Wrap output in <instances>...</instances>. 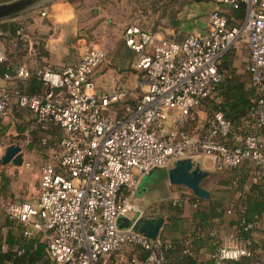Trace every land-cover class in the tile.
<instances>
[{"label": "built area", "instance_id": "2783aa9c", "mask_svg": "<svg viewBox=\"0 0 264 264\" xmlns=\"http://www.w3.org/2000/svg\"><path fill=\"white\" fill-rule=\"evenodd\" d=\"M217 9L209 16L205 33H191L183 41L159 39L138 27L125 31V44L137 57L136 104L121 116L113 115L115 103L134 90L120 79L101 91L95 80L102 66L112 64L98 47L82 52L77 64L55 71L47 65L32 71L25 66L0 78V117L13 108L35 116L30 128H60L58 139H42L47 156L41 169L39 197L35 203L12 202L0 195L5 216L20 223L28 237L40 234L47 254L55 264H98L105 255L138 245L149 252L140 264L168 263L164 242L151 240L133 229H119V217L140 211L135 203L142 180L157 169H168L183 159H208L218 170H233L248 162L255 179L264 177V140L245 132L233 137L234 124L221 111L196 133L188 130L196 120L195 110L216 94L222 81V57L248 46L251 82L264 86V0H214ZM244 7L245 17L231 26L223 8ZM42 15L46 16L45 10ZM30 50V38L17 32ZM5 60V49H0ZM36 75L43 93L22 92L19 84ZM249 119L264 127V99ZM30 144V140L26 145ZM6 166V165H5ZM5 166H0L2 172ZM234 212L228 210L227 216ZM261 222L245 224V230ZM215 236V233H212ZM252 254V241L236 234L219 240L212 256L217 264ZM136 260H132V264Z\"/></svg>", "mask_w": 264, "mask_h": 264}, {"label": "trees", "instance_id": "16d2710c", "mask_svg": "<svg viewBox=\"0 0 264 264\" xmlns=\"http://www.w3.org/2000/svg\"><path fill=\"white\" fill-rule=\"evenodd\" d=\"M148 1L143 0L142 2L147 3ZM179 1H181V11L185 6L201 3L205 0H156L153 2L154 4H151L152 8L157 6L153 13L159 14V20L166 18L173 20L174 15L171 12V8L174 3ZM232 11L229 14L225 13V15L230 25L234 26L236 23L233 20H243L246 11L244 7ZM23 27L15 22V18L0 22V42L6 43V58L5 60L0 59V76H3L7 72L13 73L23 66L21 60L28 54V49L22 46L24 40L17 34ZM39 47L40 55L47 56L44 43H41ZM234 54L227 53L222 57L219 65L222 81L219 83L215 94L220 100L217 103L211 102L207 106V111H205L208 112L207 115L210 118L216 112L221 111L224 113L225 118L234 124L230 140L234 136L245 132L259 135L262 138L259 131H264V127L258 128L249 119V114L256 107L257 102L260 99H264V86L253 85L250 74L242 75L237 72V68L234 66ZM30 69L34 71L35 67ZM22 84H27L25 91ZM19 88L22 92L28 94L43 93L46 90L36 73L26 82L21 83ZM133 94H137V97L134 98ZM133 94L126 100L115 103L111 108V113L121 116L124 114L126 106L136 104L140 92L137 90ZM209 101H212L210 97L205 99L202 104ZM16 111H20V114L25 112L29 114L27 124L24 128L21 127L20 131L24 132V130H27V133L33 135L28 148L31 149L36 144L39 147L38 150H41L46 159L47 156L43 152L42 139L48 138L49 144L55 143L59 137L60 128L55 125H49V128L46 130L40 127L31 129V123L36 120L32 112L26 109ZM249 126L250 128H248ZM0 131L2 133L6 131V127L3 126V117H0ZM0 166H3L2 159H0ZM253 171V167L248 162H245L238 169L219 170L220 175H216L218 179L217 184L224 186L225 189L217 192L220 195L212 191L213 194H211L208 200L197 198L191 191L187 193V200H190L195 206L192 209L191 216L192 231L181 239L167 240L162 236L159 238L164 242L163 251L168 263L217 264L212 256L218 249L220 238L223 237V234L217 229V223L224 219L228 210H232L234 214L230 216L229 227L231 228V232L228 234H236L250 239L252 241V254L239 260L225 261L222 264H264V228L262 226L264 216V177L255 179ZM0 181V195L9 196L11 179L2 172L0 174ZM167 209V222L178 224L183 214L182 206L179 203H170ZM149 217H156V215L153 213ZM255 222H261V226L254 230H245L246 223ZM212 233H215V236ZM256 235H259L260 238H256ZM204 244L208 245L212 250L211 258L209 259H202L198 254L199 248ZM130 246L134 247L135 252L139 254V257L132 258L136 260V264H140V262L147 258L149 254L147 250L138 245L130 244ZM0 264L55 263L50 260L47 254L46 240L42 235L37 234L28 237L24 234V228L20 223L4 217L0 221Z\"/></svg>", "mask_w": 264, "mask_h": 264}, {"label": "crops", "instance_id": "0c3cea01", "mask_svg": "<svg viewBox=\"0 0 264 264\" xmlns=\"http://www.w3.org/2000/svg\"><path fill=\"white\" fill-rule=\"evenodd\" d=\"M4 2V1H1ZM58 2L55 0L49 6L45 8L38 9L28 15L25 16V23H27V27L29 29H33L37 38H32L28 32L27 35L30 38V50L29 54L34 55L37 63L41 65H47L51 69L55 71L62 70L65 66H70L69 64V55L71 54V43L73 39L77 40H85L86 44H88V37L86 34L88 25L92 22L93 19L101 17V21L106 20V16H103L107 11L110 13L109 9H107L105 5V1L103 0H78L77 2L71 0H59V2L67 3L69 6L73 8L75 13L74 22L68 25L58 26L54 23L52 18V6L54 3ZM91 3V4H89ZM93 7V8H90ZM217 9V6L214 0H205L201 3H194L186 6L182 12L180 13L179 20L175 22L173 28L168 30L166 28L163 31H154L155 36L159 39H163L161 35H165L169 33L170 40L174 41H183L189 34L191 33H205L208 30L209 26V16L210 14ZM45 10L47 15L43 16L42 11ZM223 11L227 14L232 11L229 8H223ZM233 12V11H232ZM24 17V16H23ZM159 18V14H158ZM111 21V20H109ZM161 21V20H160ZM236 24L239 20H233ZM111 25H107L105 28L109 29ZM121 26V25H120ZM136 27L134 24H129L125 27V29L129 27ZM88 27V28H85ZM160 27V26H159ZM57 32L55 33L54 31ZM61 34L64 35V39L59 45L58 51L53 52L49 47V40L51 38H58ZM34 39V42H32ZM167 39V38H164ZM37 41V42H36ZM44 43L47 56L40 55V45L41 42ZM118 47L111 50V53H108L112 64L110 66H102L95 75V80L98 84V87L101 91H108L111 88L112 80L114 78L120 79L122 83L131 89H134L137 83L138 72L137 73H124V71L133 66V58L135 53L126 46L125 42L119 40ZM42 43V44H43ZM92 44V43H90ZM86 46V45H85ZM84 46V47H85ZM99 48V47H98ZM1 49V48H0ZM1 51V50H0ZM77 64V63H75ZM73 64V65H75ZM248 64V59H247ZM124 70V71H123ZM248 72V65H247ZM249 74V73H248ZM133 77V78H132ZM1 78V76H0ZM134 88L129 86L130 81L133 80ZM20 85V84H19ZM23 89L27 88V84H22ZM136 90V89H135ZM133 97L136 98L137 94H133ZM206 112V111H205ZM115 115V113H113ZM196 120L189 124L188 130L192 133H196L201 130L205 123L203 120L201 121L198 116H195ZM246 126H248L246 124ZM250 128V126L248 127ZM247 128V129H248ZM262 139L264 140V131H259ZM229 143L232 145L233 140L231 139ZM200 163L201 169L205 172H209V176L203 180L202 186L210 191L213 194L212 190L208 188L205 184V181H210L216 177L217 174L220 175L218 169H216L211 161L208 159H194ZM14 166V165H13ZM18 167V166H14ZM168 169H157L151 173L148 177L144 178L139 186V189L136 192L135 203L137 207L140 209L143 206L146 207V216L148 212L151 211H159L161 215H156V217H163L165 219V226L162 230L161 236L165 237L167 240L171 239H181L184 235L188 234L192 231L191 225V216L192 209L195 207L190 200H187V193L190 191L185 186H176L172 185L169 181ZM157 171H160L161 177L159 178V182H155L151 178ZM222 176V175H221ZM217 179V177H216ZM218 180V179H217ZM1 185V181H0ZM218 187L225 189L224 186L219 185ZM227 188V187H226ZM2 196V195H1ZM7 200L11 201L10 195L3 196ZM168 201V202H167ZM179 203L183 208V214L181 216V220L178 224H171L167 222V207L168 204ZM6 217L4 212L2 211L0 205V221ZM230 217L225 216L222 221L217 223V229L223 234V236L228 235L231 232V228L229 227ZM262 226L264 228V216L262 220ZM256 238H260L259 235H256ZM198 254L202 259L211 258L212 250L208 245H202ZM139 257L138 252H135L134 247L130 245H126L120 252L105 255L100 259L99 264H132V258Z\"/></svg>", "mask_w": 264, "mask_h": 264}, {"label": "rangeland", "instance_id": "374dc122", "mask_svg": "<svg viewBox=\"0 0 264 264\" xmlns=\"http://www.w3.org/2000/svg\"><path fill=\"white\" fill-rule=\"evenodd\" d=\"M77 2L78 0H71ZM105 1V5L107 9H109L110 13L107 11L103 16H106L105 21H101V17L95 18L92 20L90 25H88L86 34L88 37V44H86L85 40H77L73 39L71 43V54L69 55V64L73 65L78 62L82 52H84L88 48L99 47L108 53H111V50L118 47L119 40L125 42V27L129 24H134V26L140 28L141 30L148 31L155 35L154 31H163L164 28L171 30L175 24L179 20L181 9V1L174 3L171 8V12H173L174 18L170 20L168 18L162 19L161 21L158 19V14L153 13V11L157 8L154 6L152 8L151 4L156 0H149L147 3L142 2L143 0H103ZM91 4V3H89ZM186 7V6H185ZM184 7V8H185ZM93 8V7H90ZM183 8V9H184ZM111 20V21H109ZM15 22L19 26H24L23 30L28 32L32 38H37L33 29H29L27 27V23H25L24 17L15 18ZM107 25H111L106 29ZM121 25V26H120ZM160 26V27H159ZM55 33L57 32L54 31ZM169 32V31H168ZM169 33L165 35H161L162 38H169ZM34 42V39H32ZM37 42V41H36ZM41 42V41H40ZM43 43V42H41ZM92 43V44H90ZM86 45V46H85ZM85 46V47H84ZM0 48H4L6 51V43L0 42ZM247 59H248V46L246 43H243L240 49L234 54V66L237 68V72L239 74H248L247 72ZM137 61L136 54L133 58V65ZM21 63L23 66L27 68H34L41 64L37 63L34 55L26 54L24 58H22ZM124 71V70H123ZM137 73L136 69L131 65L130 68L126 69L124 73ZM133 78V77H132ZM134 79L130 81L129 86L134 88ZM134 91L135 88L133 89ZM209 102H205L200 105L194 112L195 116H198L199 119L204 123L210 118L207 115V106L211 102H219V98L215 95L210 97ZM17 108H13L10 112H8L3 117V126L6 127V131L2 133L0 131V159L4 156L6 149L11 146H20L22 148V152L24 155L23 164L20 167H14L12 164H8L5 168H3L2 172L11 179L10 185V199L15 202H31L35 203L39 197V185H40V177H41V169L45 164L46 160L43 156L41 150H38L39 147L34 144V146L29 149L26 142L33 138V135L27 133V130L24 132L20 131V128L27 124L29 114L22 113ZM0 172V174L2 173ZM161 177L160 171H157L155 175H153L152 180L155 182H159V178ZM205 184L208 188H210L214 193H217L219 190H223L218 187L217 179L214 178L210 181H205ZM168 202V201H167ZM154 215H160L161 212L156 211L153 212ZM152 212H148L147 216L153 215ZM118 253V252H117Z\"/></svg>", "mask_w": 264, "mask_h": 264}, {"label": "water", "instance_id": "95a60500", "mask_svg": "<svg viewBox=\"0 0 264 264\" xmlns=\"http://www.w3.org/2000/svg\"><path fill=\"white\" fill-rule=\"evenodd\" d=\"M55 0H7L0 2V22L26 16L38 9L49 6ZM24 155L20 146L11 145L2 157L3 165L12 164L20 167ZM209 172L201 169L200 163L194 159H183L175 162L168 171L169 181L172 185L185 186L197 198L208 200L211 196L209 190L202 186L203 180ZM119 229H133L151 240H158L165 226L163 217L146 216V207L128 217L117 219Z\"/></svg>", "mask_w": 264, "mask_h": 264}, {"label": "clouds", "instance_id": "9594fccd", "mask_svg": "<svg viewBox=\"0 0 264 264\" xmlns=\"http://www.w3.org/2000/svg\"><path fill=\"white\" fill-rule=\"evenodd\" d=\"M52 18L54 23L58 26L68 25L74 22L75 13L73 8L64 2H56L52 6ZM64 39V35L61 34L58 38H51L49 40V47L53 52L58 51L59 45Z\"/></svg>", "mask_w": 264, "mask_h": 264}]
</instances>
